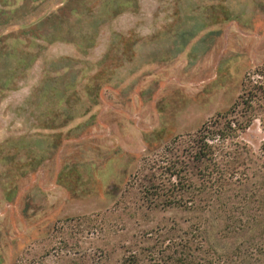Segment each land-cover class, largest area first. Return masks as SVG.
Here are the masks:
<instances>
[{
    "label": "rangeland",
    "instance_id": "1",
    "mask_svg": "<svg viewBox=\"0 0 264 264\" xmlns=\"http://www.w3.org/2000/svg\"><path fill=\"white\" fill-rule=\"evenodd\" d=\"M0 264H264V0H0Z\"/></svg>",
    "mask_w": 264,
    "mask_h": 264
},
{
    "label": "trees",
    "instance_id": "2",
    "mask_svg": "<svg viewBox=\"0 0 264 264\" xmlns=\"http://www.w3.org/2000/svg\"><path fill=\"white\" fill-rule=\"evenodd\" d=\"M231 124V123H230ZM227 124V125H230ZM227 129H216L213 128L212 125L208 123H204L195 134V138L192 139V143H194L195 149H192V157L195 158L198 162H202L204 160H210L216 157V151H218L220 146H223V142L221 141L225 139V131H228L229 127L226 126ZM216 140L218 143L212 144L213 140ZM185 161H180L183 164ZM173 171L169 172L170 176L175 180H180L181 169L176 165L171 166ZM184 167V165H183ZM184 169V168H183ZM220 178L223 179L221 172ZM171 179H167L165 176L158 178L157 181L149 180L147 186L145 187V194L148 197L150 202H154L156 200L162 201L163 205H171L175 204L177 198H175L176 194L172 191L173 187L176 186L174 182H170ZM171 183V184H170ZM221 187V185H219Z\"/></svg>",
    "mask_w": 264,
    "mask_h": 264
}]
</instances>
